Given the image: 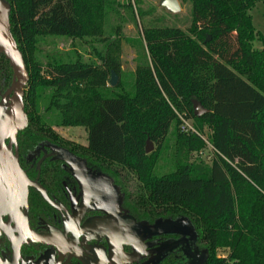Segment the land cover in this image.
<instances>
[{
  "label": "trees",
  "instance_id": "16d2710c",
  "mask_svg": "<svg viewBox=\"0 0 264 264\" xmlns=\"http://www.w3.org/2000/svg\"><path fill=\"white\" fill-rule=\"evenodd\" d=\"M6 1L29 76L23 96L28 124L16 135L18 157L40 142L80 149L119 178L140 215L187 218L207 251L204 264H264V36L260 49L253 48L249 13L264 0H180L190 6L187 32L143 27L136 41L142 63L129 88L121 80L108 86L110 71H120L105 55L99 64L79 55L44 64L36 57L45 36H98L103 0ZM134 2L139 18L152 14ZM11 80L0 53V94ZM193 100L206 110L202 115L193 114ZM178 115L194 132L180 131ZM54 126L83 127L86 143L62 137ZM169 134L174 170L157 175ZM147 139L154 146L149 153ZM207 145L211 162L190 158Z\"/></svg>",
  "mask_w": 264,
  "mask_h": 264
},
{
  "label": "flooded vegetation",
  "instance_id": "af4514ba",
  "mask_svg": "<svg viewBox=\"0 0 264 264\" xmlns=\"http://www.w3.org/2000/svg\"><path fill=\"white\" fill-rule=\"evenodd\" d=\"M20 158L28 179L41 188L28 187L24 209L28 225L36 234L51 235L52 243L25 238L19 246L17 264L197 262V249H203L198 240L191 241L181 234L182 229H178L180 234L163 233V228L153 227L159 219L175 220L179 216L149 219L140 215L131 197L123 192L119 178L82 150L40 142ZM75 171L85 181L83 186ZM32 194L34 202L30 201ZM135 237H140L141 248L138 258L131 260L128 258L137 251ZM0 255L12 260V246L4 233L0 234ZM124 259L128 260L122 262Z\"/></svg>",
  "mask_w": 264,
  "mask_h": 264
},
{
  "label": "rangeland",
  "instance_id": "374dc122",
  "mask_svg": "<svg viewBox=\"0 0 264 264\" xmlns=\"http://www.w3.org/2000/svg\"><path fill=\"white\" fill-rule=\"evenodd\" d=\"M103 24L98 36H88L84 39H71L65 36H45L39 40V51L36 53L38 61L44 64L48 59H73L78 56L85 61L100 63L99 56L113 59L119 66L118 80L125 88L133 84L134 71L142 63L136 41L142 38L143 27L153 24L178 27L187 32L190 26V6L178 0L180 9L172 13L158 4L159 0H140L141 7L150 9L152 14L139 18L136 14L134 0H103ZM131 4H130V3ZM255 35L252 40L253 48L260 49L259 36H264V2H257L249 11ZM158 17V18H156ZM160 19V20H159ZM96 52L98 54H96ZM77 54V55H76ZM110 77V76H109ZM109 86V85H108ZM46 102L44 97L39 103V110L43 112ZM46 114V113H45ZM50 114L47 113L46 116ZM188 123H192L188 120ZM176 124H172L171 131ZM193 127V126H192ZM55 131L62 137L79 144L86 143V131L83 127L54 126ZM154 149V146H153ZM152 149V150H153ZM174 138L169 134L161 150L155 171L157 175L174 170ZM190 158H200L205 163L213 158L212 148L207 145L199 153H190ZM130 185L136 189L137 182L134 175L129 174ZM218 255H226V250H219Z\"/></svg>",
  "mask_w": 264,
  "mask_h": 264
},
{
  "label": "water",
  "instance_id": "95a60500",
  "mask_svg": "<svg viewBox=\"0 0 264 264\" xmlns=\"http://www.w3.org/2000/svg\"><path fill=\"white\" fill-rule=\"evenodd\" d=\"M158 4L172 13L180 9L178 0H159ZM10 8V4L6 0H0V53L4 55L12 69L11 83L0 94V234L4 233L11 243L12 260L8 261L0 255V264H17L19 246L25 238L35 242L52 243L51 235L36 234L30 229L24 210L27 206L28 187L33 185L38 189L41 188L28 179L18 159L16 135L28 124L23 96L29 76L22 53L10 31ZM117 81L116 73L110 71L108 85L115 86ZM192 104L194 115L200 116L206 111L196 100H193ZM152 149L153 144L147 139L144 147L145 153H149ZM75 172L83 186L85 181L77 171ZM3 217L7 219L4 220ZM153 227L163 228V233L180 234L181 231L178 229H182L181 234L187 235L191 241L198 240L193 225L183 216H179L175 220L159 219L153 224ZM135 242H137V251L135 250V254L128 258L131 260H136L140 253V237L139 239L135 237ZM206 258L207 251L198 248L195 264H204ZM127 260L124 259L122 262Z\"/></svg>",
  "mask_w": 264,
  "mask_h": 264
},
{
  "label": "built area",
  "instance_id": "2783aa9c",
  "mask_svg": "<svg viewBox=\"0 0 264 264\" xmlns=\"http://www.w3.org/2000/svg\"><path fill=\"white\" fill-rule=\"evenodd\" d=\"M180 119L179 129L183 132H194V128L188 123V120L184 119L182 116L178 115Z\"/></svg>",
  "mask_w": 264,
  "mask_h": 264
}]
</instances>
